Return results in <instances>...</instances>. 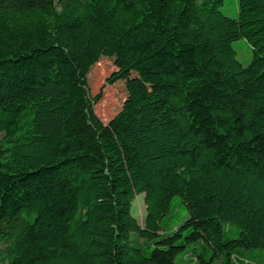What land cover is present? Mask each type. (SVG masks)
<instances>
[{
	"label": "trees",
	"instance_id": "trees-1",
	"mask_svg": "<svg viewBox=\"0 0 264 264\" xmlns=\"http://www.w3.org/2000/svg\"><path fill=\"white\" fill-rule=\"evenodd\" d=\"M221 7L0 0L3 264H175L198 243L231 264L264 250V0H238L236 19ZM109 49L123 63L107 85L144 71L153 91L104 123L87 75ZM173 197L187 217L160 237Z\"/></svg>",
	"mask_w": 264,
	"mask_h": 264
},
{
	"label": "rangeland",
	"instance_id": "rangeland-1",
	"mask_svg": "<svg viewBox=\"0 0 264 264\" xmlns=\"http://www.w3.org/2000/svg\"><path fill=\"white\" fill-rule=\"evenodd\" d=\"M221 13L231 19H236L238 14V0H222ZM235 52L236 60L243 66H247L252 58V50L250 45L243 39H239L231 44ZM123 63L122 57L114 49H109L101 56L99 62L94 65L87 75V88L90 97H94L100 93V100L94 105V113L96 116L106 123L117 112L123 109L128 103L136 100L138 93L151 94L153 87L151 85L152 77L146 75L144 71L139 74L133 73L131 77L114 85H107L106 78L112 71L117 70ZM137 73V71H135ZM132 215L142 225L145 215V206L143 204V196L139 195L134 199L132 204ZM187 217V209L181 202L180 198L173 197L170 204V213L160 223V237L171 236L179 225ZM135 244L143 247L144 251L149 243L134 238ZM178 244H184L183 240ZM4 246L0 244V252ZM213 252L206 245L198 243L196 245H188L175 258V264H194L195 256H202L208 261V264H227V256L223 252L219 256H212ZM231 264H264V250H234L230 257ZM0 264L3 261L0 260Z\"/></svg>",
	"mask_w": 264,
	"mask_h": 264
}]
</instances>
